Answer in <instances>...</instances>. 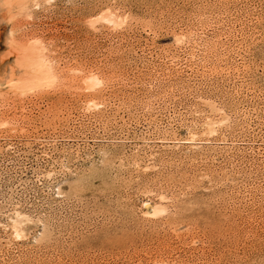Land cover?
Segmentation results:
<instances>
[{"label": "rangeland", "instance_id": "374dc122", "mask_svg": "<svg viewBox=\"0 0 264 264\" xmlns=\"http://www.w3.org/2000/svg\"><path fill=\"white\" fill-rule=\"evenodd\" d=\"M0 264H264V0H0Z\"/></svg>", "mask_w": 264, "mask_h": 264}]
</instances>
